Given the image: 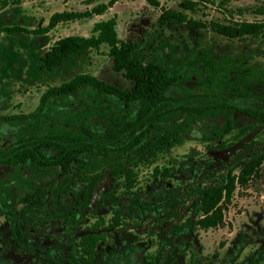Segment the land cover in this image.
Returning <instances> with one entry per match:
<instances>
[{
	"label": "rangeland",
	"instance_id": "1",
	"mask_svg": "<svg viewBox=\"0 0 264 264\" xmlns=\"http://www.w3.org/2000/svg\"><path fill=\"white\" fill-rule=\"evenodd\" d=\"M106 1L7 0L0 5V28L14 24L35 28L45 25L55 11L85 10ZM157 1L159 6L146 0H116L101 14L59 22L44 35L0 32L2 115L32 112L48 85L79 72L129 88L131 81L112 70L105 44L73 53L51 70L40 68L44 51L58 37L89 35L95 21L113 15L119 38L137 43L133 57L157 62L175 77L165 94L175 99L168 106L179 107L163 114L146 132L143 141L149 145L142 150L138 144L122 152L81 153L84 160L105 161L94 186H88L89 175H73L71 169V180L55 192L58 167L29 160L0 163V259L6 264H83L80 235L92 231L98 218L107 223L114 209L124 211L123 223L101 230L104 239L91 264H110L117 255L136 264H264L258 255L264 250L263 179L249 182L246 189L237 186L223 226L196 225L206 186L223 183L229 172L236 173L259 156L264 173V122L217 106L226 103L264 111V34L229 37L208 24L264 22V0L199 1L185 11L199 22L196 25L174 19L159 24L160 6L180 9L182 0ZM184 105L210 107L195 112ZM145 107L137 100L125 108L116 96H99L90 87L52 96L37 114L0 118V160L47 136L65 133L81 138L82 128L105 134L117 115L127 113L133 119ZM196 120L207 126L190 132ZM141 129L136 127L137 132ZM162 134L169 136L167 142L159 141ZM119 140L123 143L127 137ZM41 151L50 155L56 148ZM155 166L169 167L170 172L154 176ZM127 169L135 175L131 188L125 187ZM30 191L44 192L45 199L37 206L23 205L20 198ZM15 222L23 239L14 238Z\"/></svg>",
	"mask_w": 264,
	"mask_h": 264
},
{
	"label": "trees",
	"instance_id": "2",
	"mask_svg": "<svg viewBox=\"0 0 264 264\" xmlns=\"http://www.w3.org/2000/svg\"><path fill=\"white\" fill-rule=\"evenodd\" d=\"M116 0L100 2L85 10H60L53 12L45 25L27 29L19 25H7L0 28L6 34L18 32H30L34 35H44L57 23L74 19L88 17L92 14H101L112 6ZM153 6H159L157 0H146ZM199 1L209 0H182L178 6L180 9L165 8L160 6L158 23L163 25L169 19L185 22L190 25L199 22L188 17L186 10H193ZM7 0H0L3 7ZM116 16L95 21L91 27L89 35L69 34L58 37L44 51L41 57L40 68L51 70L55 66L63 63L69 55L81 50H98L102 44L107 45V55L112 61L111 68L116 72H122L123 77L131 81L129 88L119 87L109 83L89 72H79L72 77L54 85H48L40 94L38 104L35 109L28 114L2 115L0 118L26 117L41 112L48 99L56 95L70 94L79 89L90 87L99 96L110 94L120 99L126 108L137 101L145 103V108L137 112L135 118L130 119L127 113L116 116L113 121V128L105 134H99L88 128H82L83 136L74 138L68 134H58L43 137L31 146H23L11 156L0 160V163L16 165L30 161L39 166H55L59 168V180L55 184L53 191L58 192L61 187L71 180L69 171L72 169L73 175H89L88 186L99 179L100 169L105 164L104 160H84L79 155L87 151H100L107 154L111 151L122 152L138 145L137 149L142 150L149 145V141H143L146 132L150 131L158 123L163 114L170 112L176 106H168L175 99L165 94L167 88L175 81V77L170 75L163 65L154 61H142L133 57L132 53L137 46L133 40L119 38L116 31ZM209 27L220 34L229 37H239L243 35L258 36L264 34V22L256 21H233L230 23H220L209 21ZM219 107H228L229 104L220 103ZM181 107V106H180ZM210 106L184 105L183 109L202 112ZM247 114L257 116L264 122V111L255 109H244ZM121 125V127H119ZM141 125L143 129L136 131V127ZM231 126H228L230 129ZM121 137H127L125 142H120ZM169 136L162 134L159 141L167 142ZM107 141L111 143L108 144ZM43 147H55L56 153L46 155L41 151ZM2 149L0 148V153ZM263 157L259 156L246 161L236 173L229 172L223 183L206 186L201 196V215L196 220V225L202 229L221 227L225 224V211L234 195L237 186L246 189L251 181L264 180V173L261 168ZM127 171V181L125 187L131 188L135 183V175L129 169ZM170 172L169 167H153L152 175L166 176ZM44 192H26L20 202L30 204H40L45 199ZM122 214L114 210L109 222L106 224L103 218H98L91 226L90 231L84 233L79 238V245L85 254L84 263H89L93 258L97 245L104 239L101 229L104 227L113 228L123 223ZM264 260V250L258 253Z\"/></svg>",
	"mask_w": 264,
	"mask_h": 264
},
{
	"label": "flooded vegetation",
	"instance_id": "3",
	"mask_svg": "<svg viewBox=\"0 0 264 264\" xmlns=\"http://www.w3.org/2000/svg\"><path fill=\"white\" fill-rule=\"evenodd\" d=\"M175 82V81H174ZM173 82V83H174ZM172 83V84H173ZM171 84V85H172ZM124 105V104H123ZM125 107V106H124ZM126 108V107H125ZM224 108H230V109H234V110H236V111H238V112H241V113H243L244 115H246V116H248V117H252V118H255V119H258V117L257 116H254L253 114L251 115V114H247L246 112H245V110L244 109H255V110H258V109H256V108H249V107H242V106H236V105H230V106H228V107H224ZM163 116V115H162ZM203 124H205L206 125V123L205 122H203L202 120H196L193 124H192V127H191V129H190V132H192L193 131V128H198L199 127V131L201 132L204 128L202 127V129H201V126H205V125H203ZM207 126V125H206ZM254 143V142H253ZM5 164V163H4ZM9 165H11V164H9ZM104 166V165H103ZM102 166V167H103ZM167 176V175H166ZM98 181V180H97ZM96 181V182H97ZM95 182V183H96ZM94 183V184H95ZM94 184H93V186H94ZM90 187V186H89ZM62 188V187H61ZM60 188V189H61ZM59 189V190H60ZM30 192H41V191H30ZM3 196H4V194H3ZM4 199V198H3ZM23 205H30V206H37V205H39V204H37V205H34V204H30V203H23V202H21ZM114 210H117V209H114ZM114 210H113V212H114ZM118 211H120L121 212V214H122V212H124L122 209H120V210H118ZM112 215H113V213H112ZM112 215H111V217H112ZM111 217H110V219H111ZM109 222V221H108ZM107 222V223H108ZM106 223V222H105ZM106 223V224H107ZM120 225H122V223L120 224ZM119 225V226H120ZM91 226H92V224H91ZM117 227V226H116ZM104 228H107V227H104ZM104 228H102V229H104ZM114 228V227H113ZM19 224L18 223H16L15 222V234H16V236H14V238L15 239H18V240H20V239H23V236H21V234H20V232H19ZM101 229V230H102ZM92 231H94L93 229H91ZM90 232V231H89ZM0 233H1V231H0ZM87 233V232H86ZM84 234V233H83ZM83 234H81V235H83ZM104 234V233H103ZM80 235V236H81ZM80 238V237H79ZM17 242V241H16ZM16 245H18V244H16ZM78 246H79V249H80V251L83 253V251L81 250V248H80V245H79V239H78ZM54 251H56V249H54ZM30 252V251H29ZM57 254L59 253V252H56ZM95 253H96V250H95V252H94V255H93V258L91 259V261L89 262V263H87V264H91V262L93 261V259H94V257H95ZM30 254L32 255V252H30ZM84 254V253H83ZM84 258H85V254H84ZM84 258H82V263L83 264H86V263H84ZM126 258V259H125ZM32 263V262H31ZM136 264V262H134V261H131V262H129L128 261V258H127V256H123V255H117L115 258H113L112 260H111V262H110V264ZM0 264H6L5 262H3L1 259H0Z\"/></svg>",
	"mask_w": 264,
	"mask_h": 264
}]
</instances>
